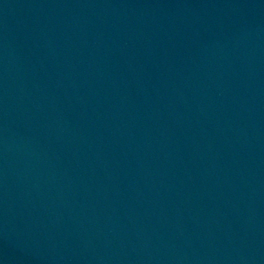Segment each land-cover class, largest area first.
I'll list each match as a JSON object with an SVG mask.
<instances>
[{"label":"water","instance_id":"1","mask_svg":"<svg viewBox=\"0 0 264 264\" xmlns=\"http://www.w3.org/2000/svg\"><path fill=\"white\" fill-rule=\"evenodd\" d=\"M0 264H264V0H0Z\"/></svg>","mask_w":264,"mask_h":264}]
</instances>
